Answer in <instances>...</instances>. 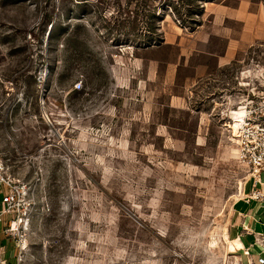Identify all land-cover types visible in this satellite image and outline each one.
<instances>
[{
	"label": "rangeland",
	"instance_id": "rangeland-1",
	"mask_svg": "<svg viewBox=\"0 0 264 264\" xmlns=\"http://www.w3.org/2000/svg\"><path fill=\"white\" fill-rule=\"evenodd\" d=\"M228 1L0 0V158L27 190L4 216L21 264L247 263L228 241L254 211L248 173L211 80L264 64V40L201 78L191 49L208 4Z\"/></svg>",
	"mask_w": 264,
	"mask_h": 264
},
{
	"label": "built area",
	"instance_id": "built-area-1",
	"mask_svg": "<svg viewBox=\"0 0 264 264\" xmlns=\"http://www.w3.org/2000/svg\"><path fill=\"white\" fill-rule=\"evenodd\" d=\"M264 6V5H263ZM261 47V46H260ZM211 82L221 94L215 107L221 109L220 117L224 128L229 133V141L235 147L238 163L246 169V183L249 193L241 198L245 204L264 203V64L252 60L228 78L227 75L214 77ZM220 102V103H219ZM243 190H246V187ZM0 193L2 215L12 216L20 211L27 190L26 186L17 184L16 180L5 171L0 158ZM16 220L4 229L7 239H14L18 245L16 264H21L25 250V240L19 237ZM20 223V220H18ZM25 231V230H24ZM18 237V239H16ZM252 248H258L256 258L251 256L250 249L244 252L246 264H264V234H254ZM0 264H6L5 253L0 248Z\"/></svg>",
	"mask_w": 264,
	"mask_h": 264
},
{
	"label": "crops",
	"instance_id": "crops-1",
	"mask_svg": "<svg viewBox=\"0 0 264 264\" xmlns=\"http://www.w3.org/2000/svg\"><path fill=\"white\" fill-rule=\"evenodd\" d=\"M206 11L208 19L201 27L205 33L191 41V49L195 55L192 62L200 78L217 74L219 70L233 63H242L243 54L247 49L264 40V11L259 0L209 3ZM213 38L216 40L214 46L216 49L212 52ZM1 198L0 193V246L5 242L2 236L7 223L6 216L2 215ZM249 206L254 207V211L247 213L246 218L240 222L238 230L235 231L238 239L228 242V249L231 252L250 249L254 234H264V203L252 202ZM236 241L242 245L239 249H234ZM250 251L251 256L256 258L258 248H252Z\"/></svg>",
	"mask_w": 264,
	"mask_h": 264
},
{
	"label": "bare ground",
	"instance_id": "bare-ground-1",
	"mask_svg": "<svg viewBox=\"0 0 264 264\" xmlns=\"http://www.w3.org/2000/svg\"><path fill=\"white\" fill-rule=\"evenodd\" d=\"M228 242H229V241H228ZM234 244H235L234 249H239V248L242 246L241 243L238 242V241L234 242ZM232 250H233V249H232Z\"/></svg>",
	"mask_w": 264,
	"mask_h": 264
},
{
	"label": "trees",
	"instance_id": "trees-1",
	"mask_svg": "<svg viewBox=\"0 0 264 264\" xmlns=\"http://www.w3.org/2000/svg\"><path fill=\"white\" fill-rule=\"evenodd\" d=\"M151 30H153V28Z\"/></svg>",
	"mask_w": 264,
	"mask_h": 264
}]
</instances>
